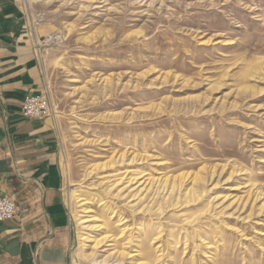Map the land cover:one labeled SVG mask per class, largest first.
Returning <instances> with one entry per match:
<instances>
[{"label": "rangeland", "instance_id": "obj_1", "mask_svg": "<svg viewBox=\"0 0 264 264\" xmlns=\"http://www.w3.org/2000/svg\"><path fill=\"white\" fill-rule=\"evenodd\" d=\"M36 1L68 264H264V0Z\"/></svg>", "mask_w": 264, "mask_h": 264}, {"label": "crops", "instance_id": "obj_2", "mask_svg": "<svg viewBox=\"0 0 264 264\" xmlns=\"http://www.w3.org/2000/svg\"><path fill=\"white\" fill-rule=\"evenodd\" d=\"M37 3L0 0V198L16 204L0 222V264H68L71 247L56 122L21 115L26 96L47 92L53 35L34 26Z\"/></svg>", "mask_w": 264, "mask_h": 264}, {"label": "built area", "instance_id": "obj_3", "mask_svg": "<svg viewBox=\"0 0 264 264\" xmlns=\"http://www.w3.org/2000/svg\"><path fill=\"white\" fill-rule=\"evenodd\" d=\"M53 38L54 35L49 36L44 39V42H46V44H51L50 41ZM21 115L28 119L49 117L51 115V103H49L47 92L26 96L21 104ZM15 214V202L7 197L0 198V222L11 220Z\"/></svg>", "mask_w": 264, "mask_h": 264}, {"label": "bare ground", "instance_id": "obj_4", "mask_svg": "<svg viewBox=\"0 0 264 264\" xmlns=\"http://www.w3.org/2000/svg\"><path fill=\"white\" fill-rule=\"evenodd\" d=\"M59 37H54L53 39H51L50 43L53 44L55 42V40H57ZM56 43V42H55Z\"/></svg>", "mask_w": 264, "mask_h": 264}]
</instances>
